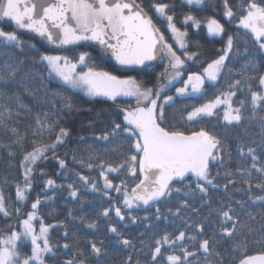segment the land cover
Wrapping results in <instances>:
<instances>
[{"label":"snow or ice","instance_id":"obj_1","mask_svg":"<svg viewBox=\"0 0 264 264\" xmlns=\"http://www.w3.org/2000/svg\"><path fill=\"white\" fill-rule=\"evenodd\" d=\"M183 2L203 11L210 0ZM221 4L223 23L215 14L203 19L208 36L219 38L222 47L214 58L200 62L199 71L188 72L189 61H200L202 46L189 50L187 26L198 29L202 18L189 11L182 30L173 5L164 0H0V20L15 26L13 31L0 28V137H8L0 139V151L10 159L17 150L22 156V183L14 187L16 203L23 205L12 207L4 191L7 181L0 183V264H89L107 256L103 240L86 241L85 251L74 234L70 241L66 221L48 223L41 212L58 190L81 200V188L107 200L109 207L100 217L114 213L124 228L144 224L138 241L108 226L117 246L127 252L123 264H264V0ZM228 24L236 31L229 33ZM17 30L54 47L40 51ZM92 44L122 69L147 73L153 62H163L156 77L160 83L99 69L85 50L72 57L53 54ZM40 66L72 95L53 92L52 99L38 102L48 110L33 113L13 89L35 79ZM76 92L111 102L109 120L93 144L80 147L86 144L80 136L71 155L89 173L98 170L99 178L73 172L75 181L65 186L49 177L42 195L33 199L37 170L47 176L39 165L50 154L64 175L69 172V161L57 152L72 137L64 117L82 111L73 98ZM122 98H129L127 104ZM190 98L203 102L186 106L179 121L170 120L168 109ZM28 116L32 123L22 132L21 120ZM218 193L223 197L215 200ZM256 207L262 211L251 210ZM138 211L151 215L133 214ZM68 217L98 228L97 221L71 210ZM176 220L180 226L173 231L159 229L160 223L175 225ZM56 229H63V244L51 239Z\"/></svg>","mask_w":264,"mask_h":264},{"label":"trees","instance_id":"obj_2","mask_svg":"<svg viewBox=\"0 0 264 264\" xmlns=\"http://www.w3.org/2000/svg\"><path fill=\"white\" fill-rule=\"evenodd\" d=\"M148 0H145L147 4ZM166 3H171L173 5L172 11L175 13V19L177 27L182 30L186 27L183 25V16L184 14L192 11L195 15L202 18L201 25L197 29L195 27L187 26L188 37L187 40L189 42V50L197 51L196 44L198 43L202 47L199 49L201 52L200 61L193 63L191 61L188 62V66L186 71H199L200 70V62L205 60H210L214 58L217 50L222 47V42L219 38H212L207 34L206 23L203 18L211 17L215 14L217 19H220L223 23L222 17V4L221 0H210L209 6L206 10L197 11L195 6L186 5L183 0H164ZM159 26L161 30L164 31L166 25L160 23ZM5 31H13L12 28L8 25L0 26ZM226 28L229 33H233L236 31L235 27L232 24L226 25ZM243 35V33H241ZM22 40L26 43H32L37 46L40 51H45L41 45L36 43L34 40L27 38L26 36L19 35ZM165 36L169 37L170 33L165 31ZM171 43L172 40L169 39ZM85 50L92 54L94 62L99 69L113 71L116 74H119L113 65L109 64L102 60L98 53L88 49V48H78L70 50L65 55L70 57L74 56L76 52ZM25 53L27 55H34V53H30L28 49H25ZM55 54V53H53ZM19 55V53H18ZM24 58V56H21ZM239 67V64L236 65ZM163 71V62H158L151 69L147 71V73H137L133 74L137 76L139 79L148 81L150 83L159 84L160 81L156 80L157 75ZM122 75V74H119ZM61 82L57 81L53 77H49L47 71L43 70V66H40L37 69V76L33 80H28L25 82L23 88L13 89L18 91L21 99L27 105L32 108L33 113L37 111H46L47 106L45 105L43 108L39 106V101H43L45 99H52V93L56 91H60L65 95H72V93L68 92L66 89L62 88ZM211 91V89L209 90ZM29 92L34 93V95H29ZM174 92V88L172 89ZM169 92L168 94H172ZM47 93V96H45ZM77 104L82 108V111L73 112L71 115H66L64 117V123L66 127H69L72 130V137L68 141L66 146L60 147L58 149L57 155L61 158H66L69 161V172L67 175L63 174V170H61L56 162V160L50 158L49 160L41 163L39 168H42L44 172L47 173V176L41 177L39 173V169L37 170V174L35 176V180L33 183V190L31 193L32 198L34 199L38 194L43 193L44 185L43 180L47 178H52L56 180L57 184L67 185L68 183H72L75 181V176L72 174L73 172L83 171L85 174H90L92 177H98V170L88 172L87 169H82L79 165L73 163L71 161L72 150L76 148L77 140L80 136L85 138L86 144L80 145V147H86L87 145L93 144V139L96 134L100 132V130L105 126L107 121L109 120V116L107 113L112 111L111 102H104L101 99L91 100L86 97L81 92H76L73 96ZM128 99H121L122 104H127ZM133 104L134 100L131 101ZM203 100L199 98L195 99H180L176 101L175 107L168 109L170 120L179 121L180 113L186 106H191L193 104L202 103ZM93 123L92 127H89V122ZM214 122V121H213ZM32 123L31 116L24 118L20 123V130L23 132L27 128L29 124ZM0 139L7 141L8 137H0ZM112 148H115L116 145H112ZM122 151H126V145L124 146ZM232 151L234 154V161L231 167L235 168L236 166V158H235V144L232 146ZM67 154V155H66ZM86 156V153H85ZM22 156L19 154L17 150V155L15 159H10L7 154V151H0V183H3L5 180L7 181V185L4 188L5 194L11 197L9 201L12 207H23V205L17 204L15 199V187L14 185L17 182L22 183V170L19 166L20 160ZM114 159H119V155H115ZM118 183L119 181H114ZM223 182V181H222ZM99 183L102 185V179L99 180ZM258 194V193H257ZM48 195H53L51 191L48 192ZM113 197L117 194L112 193ZM242 195V194H241ZM56 199L53 201L47 202V206L41 207V212L45 215L46 222L55 223L56 220H64L67 224V229L70 234V241L73 234L78 237V243L81 248H84L87 251L86 241L95 239L97 241L103 240L104 248L107 250V256H105L101 261L91 260L89 264H123L124 258L127 256V252H125L122 248L117 246V241L114 236L107 231L109 225H116L119 230L124 232L126 237L132 238L136 241L140 239L139 232L144 230V224L140 223L137 226H133L131 224L128 225L127 228L122 227L120 223H117V219L113 214H111L107 219L100 217L98 214L103 210L104 207H109L107 200L103 197L101 193H92L90 191H85L81 188V200L74 201L69 198L68 192L63 190H58L55 193ZM223 197L222 193L214 194V199L218 200ZM176 201H173L175 204ZM30 206V205H29ZM27 210V209H25ZM71 210L73 214L77 217H84L86 221H97L98 228L97 229H88L86 227V223H82L79 219L72 220L68 217V212ZM253 212H260L262 209L259 207L251 209ZM134 215H139L143 217L144 215H151V213H145L144 211L134 212ZM13 222H15V217L12 218ZM180 221L176 220L175 225L163 222L159 224V229L164 230L165 228L168 231H173L174 227H179ZM0 227H4L2 222H0ZM51 239L53 243L59 242L63 244L65 241L62 239L63 237V229H56L51 231L50 233ZM72 255L71 252L67 253L66 258Z\"/></svg>","mask_w":264,"mask_h":264},{"label":"water","instance_id":"obj_3","mask_svg":"<svg viewBox=\"0 0 264 264\" xmlns=\"http://www.w3.org/2000/svg\"><path fill=\"white\" fill-rule=\"evenodd\" d=\"M4 25L10 26L12 28V30H14L15 26L13 24H11L10 22H6V21H3V20H0V26H4ZM17 32H18L19 35H23V36H26L27 38H30V39L34 40L36 43L41 45L46 50H50V49H52L54 47L52 45H47L40 38L36 37L32 33H28V32L23 31V30H17ZM68 47H69V49H78V48H80L78 46H68ZM87 48L97 52L99 57L102 60H104L105 62H108L111 65H113L114 68L116 69V71L118 73H120V74H126L127 75V74L140 73L138 69L137 70H133V69H122V68H120V66L115 63L114 59H112L109 55H106V54L102 53V50L99 48L98 45L92 44L91 47H87ZM68 51H70V50H67V51L57 50L55 53H65V52H68ZM156 63H157V61L153 62V65H155Z\"/></svg>","mask_w":264,"mask_h":264},{"label":"rangeland","instance_id":"obj_4","mask_svg":"<svg viewBox=\"0 0 264 264\" xmlns=\"http://www.w3.org/2000/svg\"><path fill=\"white\" fill-rule=\"evenodd\" d=\"M55 54H60V53H55ZM78 70H79V69H78ZM53 78L56 79L55 77H53ZM185 78H186V76H185ZM56 80H57V79H56ZM57 81H58V80H57ZM59 82H60V81H59ZM176 86L179 87L180 84L177 83ZM174 91H175V89H174ZM97 99H101V100H103V98H97ZM122 99H128V98H122Z\"/></svg>","mask_w":264,"mask_h":264}]
</instances>
